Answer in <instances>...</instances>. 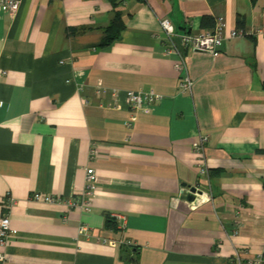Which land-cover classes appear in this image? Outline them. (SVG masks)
Here are the masks:
<instances>
[{"label":"crops","instance_id":"crops-1","mask_svg":"<svg viewBox=\"0 0 264 264\" xmlns=\"http://www.w3.org/2000/svg\"><path fill=\"white\" fill-rule=\"evenodd\" d=\"M17 1L0 8L3 264H231L261 253L264 38L224 39L217 55L176 38L177 70L159 21L176 34L209 31L216 17L225 33L264 28V0ZM114 11L123 29L103 45ZM128 90L158 98L133 112ZM88 167L96 182L83 196Z\"/></svg>","mask_w":264,"mask_h":264},{"label":"built area","instance_id":"built-area-1","mask_svg":"<svg viewBox=\"0 0 264 264\" xmlns=\"http://www.w3.org/2000/svg\"><path fill=\"white\" fill-rule=\"evenodd\" d=\"M18 1L17 0H0V8L8 13H12L17 9ZM159 25L164 33V50L163 55L169 56L172 54L178 55V60L175 62L174 66L177 70H186L185 61L181 54V50L177 47L175 39L177 38L180 43L181 49L188 48L190 51H202L208 52L212 55L218 54V48L223 42L224 39H230L235 37H241L246 35H259L264 38V28L256 27L249 28L248 30H243L241 28L230 29L228 32H224L225 23L222 18L216 17L214 25L211 30L203 31L198 33H184L176 34L174 33L170 22L167 19H162L159 21ZM190 82L187 77H185L178 84V88L181 91L188 89ZM158 98L152 91L148 92H135L132 90L126 91V100L129 103L130 109L134 112L140 109L146 111L144 104L152 102L154 99ZM134 119V117L132 118ZM207 137L202 136L199 138L198 142L195 144L194 152L199 156V165L202 162V144L206 141ZM96 144L90 145V151L92 153L97 150ZM200 172L203 171V167L198 166ZM96 182V174L92 168L85 169V178H84V188L83 196L90 194L91 190L94 188ZM31 199L35 202H44V203H56L58 199H55L47 194L33 193ZM7 204L10 206L14 204V199L7 196ZM82 201H84L82 197ZM88 210V208H86ZM10 227H9V215L4 214L0 217V246H5L9 240ZM6 254L0 251V264H3L6 261ZM264 263V248L261 253L257 254L252 258L246 259L242 263V257L236 253L231 261V264H262Z\"/></svg>","mask_w":264,"mask_h":264},{"label":"trees","instance_id":"trees-1","mask_svg":"<svg viewBox=\"0 0 264 264\" xmlns=\"http://www.w3.org/2000/svg\"><path fill=\"white\" fill-rule=\"evenodd\" d=\"M111 4L115 5L114 0H110ZM204 25L210 24V19L205 18L203 20ZM123 29V24L121 22L120 13L118 11H114L112 17L109 21L108 26L106 27V35L102 40L103 45H107L109 42L113 41V39L119 36L120 31Z\"/></svg>","mask_w":264,"mask_h":264},{"label":"water","instance_id":"water-1","mask_svg":"<svg viewBox=\"0 0 264 264\" xmlns=\"http://www.w3.org/2000/svg\"><path fill=\"white\" fill-rule=\"evenodd\" d=\"M183 186H185V185H183ZM200 195H201V191L196 190V188L194 186H190V187L188 186V188L184 194V198L188 202H191L193 205H197L201 201Z\"/></svg>","mask_w":264,"mask_h":264}]
</instances>
